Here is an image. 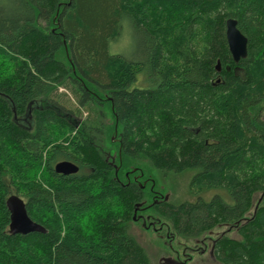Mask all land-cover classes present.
Returning <instances> with one entry per match:
<instances>
[{"label":"trees","instance_id":"1","mask_svg":"<svg viewBox=\"0 0 264 264\" xmlns=\"http://www.w3.org/2000/svg\"><path fill=\"white\" fill-rule=\"evenodd\" d=\"M124 24L143 58L110 52ZM188 171L197 199L166 201ZM12 194L46 232L10 233ZM149 214L169 249L215 240L220 264H264V0H0V264H152L131 232Z\"/></svg>","mask_w":264,"mask_h":264},{"label":"rangeland","instance_id":"2","mask_svg":"<svg viewBox=\"0 0 264 264\" xmlns=\"http://www.w3.org/2000/svg\"><path fill=\"white\" fill-rule=\"evenodd\" d=\"M110 52L114 54H119L126 58H138L141 59L145 56V40L144 36L140 31L133 29L130 25L124 24L120 36L114 42L110 43L109 46ZM61 93H67L68 97H71V94L64 87L60 88ZM86 116V113H83ZM110 122V118H109ZM194 175L193 171H188L180 174H171L169 179L165 180L163 186L166 187L167 193L169 194V201L173 203L183 202L185 200L195 201L197 199L196 195L191 194L190 192V183ZM215 191L206 193L204 197L210 199L214 195ZM133 228V229H132ZM131 232H134L139 239V241L146 247L148 253L151 257L152 264H160V258L163 256L176 255L173 251H180L182 249H187V253L191 251V248H195V241L188 242L187 246L184 247V244H178V242L173 243L170 246V249L167 245L168 239H165V233L161 231L153 232L150 230L142 229L139 225L133 224ZM133 230V231H132ZM169 249V251H168ZM183 257H181L182 259ZM189 264H220L216 260L213 261L211 258H208L207 255L200 256L194 255Z\"/></svg>","mask_w":264,"mask_h":264},{"label":"water","instance_id":"3","mask_svg":"<svg viewBox=\"0 0 264 264\" xmlns=\"http://www.w3.org/2000/svg\"><path fill=\"white\" fill-rule=\"evenodd\" d=\"M226 38L229 46L230 53L235 63H239L248 55V38L241 32L238 27V21L235 18H228L226 21ZM217 70H221L220 62L217 65ZM79 166L68 160L59 161L55 164L54 170L58 174L70 175L79 171ZM119 167L116 166V173ZM165 200H169V194L165 195ZM6 206L10 212V225L9 231L11 234H29L31 232H46V229L41 224L33 221L27 212V207L24 199L16 194L10 195L6 200ZM142 203L137 205L135 210L134 220L138 208ZM144 227H149L146 222L143 223ZM178 260L171 256H163L160 258V264H178Z\"/></svg>","mask_w":264,"mask_h":264},{"label":"flooded vegetation","instance_id":"4","mask_svg":"<svg viewBox=\"0 0 264 264\" xmlns=\"http://www.w3.org/2000/svg\"><path fill=\"white\" fill-rule=\"evenodd\" d=\"M141 175H139V176H141ZM134 178H135V180H137V176H135ZM145 184H147L146 180H144V185ZM155 196L157 197V199L154 200V204L159 203V201H161V199H163L162 195L160 193H156ZM140 220L142 221V224L144 222H146V224L149 226V227H146L147 229L151 228L155 232H160L162 230L163 226L162 225L158 226L157 224L159 222L157 220H155L153 217H151L150 214L140 218ZM161 236H168V234L167 235H161ZM195 244H196V247L191 248V251L189 253H187V249H182L181 252L179 250L177 252L173 251L174 254H176V255H170L169 254L168 256H171V257H174L175 259H177L178 264L183 262V261H184L183 263H187V261H191L192 259H194L193 258L194 255H200V256L207 255V257L211 258V260L212 259H213V261L216 260V258L214 257L215 240L213 242H206L205 240H202V241L196 240ZM181 257H183V258L181 259Z\"/></svg>","mask_w":264,"mask_h":264},{"label":"clouds","instance_id":"5","mask_svg":"<svg viewBox=\"0 0 264 264\" xmlns=\"http://www.w3.org/2000/svg\"><path fill=\"white\" fill-rule=\"evenodd\" d=\"M113 211L122 212L123 211V206L117 204L116 206H114ZM81 223H82V225L84 227L85 233L86 234L89 233L91 231V225H90L89 219L86 217V218H84L81 221Z\"/></svg>","mask_w":264,"mask_h":264},{"label":"bare ground","instance_id":"6","mask_svg":"<svg viewBox=\"0 0 264 264\" xmlns=\"http://www.w3.org/2000/svg\"><path fill=\"white\" fill-rule=\"evenodd\" d=\"M136 176V175H135Z\"/></svg>","mask_w":264,"mask_h":264}]
</instances>
